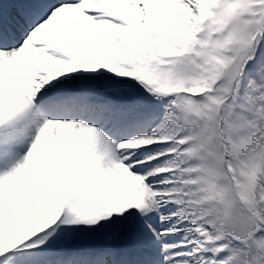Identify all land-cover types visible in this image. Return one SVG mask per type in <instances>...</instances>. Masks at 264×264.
I'll use <instances>...</instances> for the list:
<instances>
[{
    "label": "snow or ice",
    "instance_id": "6c2138e0",
    "mask_svg": "<svg viewBox=\"0 0 264 264\" xmlns=\"http://www.w3.org/2000/svg\"><path fill=\"white\" fill-rule=\"evenodd\" d=\"M0 264H264V0H0Z\"/></svg>",
    "mask_w": 264,
    "mask_h": 264
}]
</instances>
